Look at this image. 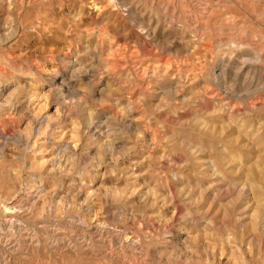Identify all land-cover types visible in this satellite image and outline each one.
I'll return each instance as SVG.
<instances>
[{
  "label": "rangeland",
  "instance_id": "obj_1",
  "mask_svg": "<svg viewBox=\"0 0 264 264\" xmlns=\"http://www.w3.org/2000/svg\"><path fill=\"white\" fill-rule=\"evenodd\" d=\"M0 65V264H264V0H0Z\"/></svg>",
  "mask_w": 264,
  "mask_h": 264
},
{
  "label": "bare ground",
  "instance_id": "obj_2",
  "mask_svg": "<svg viewBox=\"0 0 264 264\" xmlns=\"http://www.w3.org/2000/svg\"><path fill=\"white\" fill-rule=\"evenodd\" d=\"M5 41V40H4ZM66 59L67 60H69V61H72V57L70 58V56H67L66 57ZM75 64V63H74ZM73 64V65H74ZM33 65H34V67H36V68H40V65L37 63V62H33ZM77 67L74 65V66H72V70H73V72L75 71V72H78L80 69V67L79 68H77ZM82 69V68H81ZM71 70V71H72ZM82 71V70H81ZM5 71H4V69L2 68V66L0 65V74L1 73H4ZM220 73V72H219ZM204 74V73H203ZM78 76V75H77ZM213 76V75H212ZM82 77V76H81ZM53 78V77H52ZM214 78L215 79H220L221 78V75L219 76H217V75H215L214 74ZM223 79V78H222ZM51 85H52V87H54V89L56 90V92H58V93H61L62 92V90H63V88L65 87V84L62 82V81H60V82H58L56 79H51ZM2 90H1V88H0V108H2V106H4V104H5V102H3L2 101ZM7 102H12V98L11 99H9V101H7ZM89 124H91V122H90V120H89V122H88ZM8 210H7V212L9 213V211H10V209L9 208H7ZM22 210V209H21ZM12 211V210H11ZM15 211V210H14ZM10 213H13V211L12 212H10ZM13 225V224H12ZM3 226V225H2ZM3 228V227H2ZM46 228V227H45ZM101 228V225H98V228L97 229H100ZM6 229V228H5ZM28 230V229H27ZM51 230V229H50ZM7 232V231H6ZM100 232V231H99ZM99 232L97 233V231L95 232V233H97V234H99ZM5 233V232H4ZM9 235V234H8ZM17 236V235H16ZM53 236V235H52ZM110 236V235H109ZM1 237V236H0ZM4 237V236H3ZM6 238V237H5ZM21 238V237H20ZM27 238V237H26ZM1 239V238H0ZM24 239H14V238H9V239H6V242H7V244L8 245H10V247L8 248V250H9V252L10 253H16V252H19V251H21V250H23L22 249V244L24 243V241H23ZM5 241V240H4ZM94 243V242H93ZM5 245V244H4ZM7 245V246H8ZM40 245V244H39ZM69 245V244H68ZM241 246V245H240ZM4 247V246H3ZM64 249H65V247H64ZM8 250H7V252H8ZM23 253V252H22ZM74 256V255H73ZM6 258V257H5ZM2 260V259H1ZM6 261V260H5ZM6 264V263H5Z\"/></svg>",
  "mask_w": 264,
  "mask_h": 264
}]
</instances>
